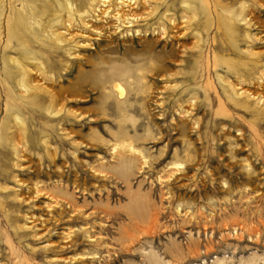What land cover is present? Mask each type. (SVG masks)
Returning <instances> with one entry per match:
<instances>
[{
  "label": "rangeland",
  "instance_id": "obj_1",
  "mask_svg": "<svg viewBox=\"0 0 264 264\" xmlns=\"http://www.w3.org/2000/svg\"><path fill=\"white\" fill-rule=\"evenodd\" d=\"M80 2L73 42L0 13V264H264V0H138L130 31ZM21 15L35 98L2 77Z\"/></svg>",
  "mask_w": 264,
  "mask_h": 264
},
{
  "label": "bare ground",
  "instance_id": "obj_2",
  "mask_svg": "<svg viewBox=\"0 0 264 264\" xmlns=\"http://www.w3.org/2000/svg\"><path fill=\"white\" fill-rule=\"evenodd\" d=\"M19 1L20 2L22 1V5L28 6L27 12L32 16L31 17L32 19H34L35 16L45 15V26L43 27L42 25L40 26H41V29L45 30L48 38L51 41H54L56 43L73 42L72 40H73V37L76 35V33L72 34L71 32L66 31L69 28L73 27L72 20L74 16V12H73L74 7L70 3V0H42L39 2L40 5H36V0H19ZM81 1L82 3L80 2L81 3L80 6H83L86 0H81ZM144 1L147 2V5L152 2H155V0L154 1L144 0ZM15 2L16 0H0V13L3 12L5 3L9 5L10 11H13L11 8H15V4H14ZM134 4L137 5L138 0H91L89 11H84L83 13H80L79 20H80V23H82V25L90 26V25H87L86 23L87 20L94 16L96 18V16L98 15H92V14H95L96 12L100 11L102 17H104L105 20L107 19L115 20L114 31H120L124 29H126V31L127 30L130 31L131 28L137 27L139 25L138 23L141 18L137 14L135 15L131 13L130 7ZM101 7H104V8H101ZM126 7H128V9H126ZM60 11L63 14H61ZM245 18L243 15H240L238 17L239 20H244ZM169 21L172 22L173 19L169 18ZM23 24H24V16L22 17V15L20 19L15 20L13 25H9L7 23V31H8L7 39L9 38L16 39L18 41L17 43L18 45L14 47V50H15L14 56L6 55V51L2 50V57H1L2 63H3L2 77L3 79H8L11 84H15L20 89V91H28V90L33 91L34 95L32 96V98L33 97L35 98L38 95L37 90H39L41 86L39 84L33 83L31 81V76H32V73L34 74L38 73V75L40 74L42 75L41 73L42 66H41V63L35 58L34 51L31 50L29 47L21 44V42L17 38L16 28H22ZM160 28L162 29V32H166L164 26H160ZM116 87L118 88L117 85ZM232 88H234V86ZM235 91H236V88L234 89V92ZM240 93L241 92H237V94H240ZM52 94L53 93H51L49 97L51 100H54L53 98L54 95L52 96ZM16 121H17L16 123L18 124L21 123L20 120H18V118H16ZM10 142L12 143L13 141H10ZM10 145L14 149L17 146L14 142ZM112 149L115 152H117L118 151L117 144ZM115 170L118 171V169H115Z\"/></svg>",
  "mask_w": 264,
  "mask_h": 264
}]
</instances>
